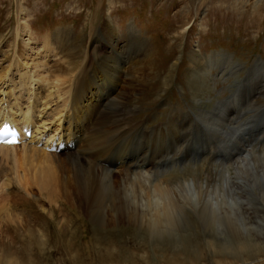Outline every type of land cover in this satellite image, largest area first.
Returning a JSON list of instances; mask_svg holds the SVG:
<instances>
[{
  "label": "rangeland",
  "instance_id": "1",
  "mask_svg": "<svg viewBox=\"0 0 264 264\" xmlns=\"http://www.w3.org/2000/svg\"><path fill=\"white\" fill-rule=\"evenodd\" d=\"M107 22L115 34L117 31L118 39L123 38L125 44L138 50L129 52L133 68L126 69L130 75H137L147 62L154 66V73L151 68L149 70L155 75L144 79L139 91L130 90L126 98L134 109V120L140 121L143 128H149V133L153 126L166 122L173 111L184 110L193 117L199 109L214 111L217 102L231 101L224 106V113L227 116L229 112L238 114L233 124L238 131L248 123L246 118L254 117L256 112L264 114V0H0V74H4L0 81V92L1 89L5 91L3 98L8 103L0 109L34 114L36 132L31 140L34 144L30 142L27 145L38 148L50 145L51 139L55 136L58 138L63 131L60 118L70 113L65 96L50 104L43 99L44 88L38 91L37 83L29 79L30 72L46 75L45 82L48 84V79L53 81L56 71L69 74L79 65L77 58L68 63L53 56L55 49L47 50L49 46L44 41H53V34L66 29L67 33L72 31L69 39L78 44L92 27L106 31ZM25 24L28 26L26 31ZM97 37L100 43L104 42ZM193 50H198L202 55L213 54L216 61L202 75L187 77L189 57ZM122 56L125 58L126 53L123 52ZM224 58H230L235 66L234 71L221 70ZM258 61H262L261 64L257 63V69L263 72L260 81L250 76L248 78L250 69ZM125 67H130L129 63H125ZM242 76L239 89L237 87L232 91ZM21 80H24L23 84ZM243 80L247 81L244 88ZM32 83H36V88ZM35 93L38 100L41 99L40 106L37 105ZM22 94L26 97H21ZM7 95H10L9 100ZM32 95L31 99L29 96ZM254 98L257 105L248 108L247 105L250 106ZM19 100L27 103L22 104ZM48 106L49 117L46 115ZM57 108L62 111L61 114L57 113ZM47 124H51V127H47ZM168 128H171V142H176L178 146L170 147L165 154L182 151L184 161L188 160L183 165L166 167L169 168L167 176L173 182L181 177L200 174L199 167L203 164L199 163L200 159L198 163L190 162L192 155L189 150L187 152V146L192 142L207 150L208 154L204 157L211 155L212 138L215 141L213 148L218 153L231 157L235 154L233 158L242 150L264 147L254 144L245 147L249 139L240 132L239 141L234 139L225 144L229 148H224L212 127L211 135L202 128H191L185 135L184 129L176 131L174 126ZM45 130L48 137L53 135L47 144L45 139L48 137L44 140L41 137ZM125 131L128 132L127 129L118 131L116 136L123 135L120 138L124 139L133 132L124 134ZM39 141H43L44 145L38 146ZM120 143L123 142L116 146L118 152L122 149L118 147ZM136 144L141 145L139 138H136ZM151 157L155 158V155ZM4 170L0 169V205L3 203L5 206L0 212V264H264V211L260 208L263 206H258L259 210L254 212L255 216L259 215L257 219L243 225L245 231H241L243 227L233 225L225 229L224 226L215 227L209 232L190 213L188 225L180 227L175 233L170 230L158 238L155 235L151 237L136 222H132V225L123 222L101 224L90 212L72 206L66 200H57L50 207L35 187L32 188L34 195H30L15 180L8 182L10 177ZM253 199H250L252 203L256 201ZM40 202H44V206L41 207ZM250 211H255V208ZM232 231L236 232L232 235Z\"/></svg>",
  "mask_w": 264,
  "mask_h": 264
},
{
  "label": "bare ground",
  "instance_id": "2",
  "mask_svg": "<svg viewBox=\"0 0 264 264\" xmlns=\"http://www.w3.org/2000/svg\"><path fill=\"white\" fill-rule=\"evenodd\" d=\"M106 25V31H99L100 28L97 30L92 27L89 34H84L78 44H74L73 39H69L72 31L67 33L66 29H60L53 34V41L50 42L48 39L44 41V44L48 43L47 50L55 49L53 56L60 57L68 63L76 58L79 60L78 68L74 72L68 71L69 74H67L63 71H56L53 81L48 79V84L45 82L46 75L40 76L38 72H30L29 74V79L32 82L35 81L39 86L38 91L40 88H44L43 99L49 104L54 100L59 101L64 96L66 97L70 113L60 118L63 123L62 138L64 141H68L70 138L75 139L72 148H67L65 152L56 154V152L50 153L54 151L48 152L49 150L44 148L46 145L42 143L43 141L40 142V145L37 144L38 146L44 145L40 148L36 145H27L30 142V144H34V141H31L35 131L34 114L29 111L0 109V122L7 119L18 129L22 126L31 128L29 138L26 141L22 142L21 139V143L17 144H0V160L3 163L0 165L2 167L0 169H5L4 173L10 177L7 181L15 180L14 182L30 195H34L32 188L35 187L39 195L47 200L46 202L50 207L57 200H66L72 206L81 207L85 212H90V215L101 224L123 222L132 225V222H136L140 224V228H145L151 237L155 235L162 238V235L168 234L170 230L172 233L180 230V227L190 223V213L197 217L209 232L212 231V228L219 226L220 228L224 226L223 229L233 225L243 227L246 222L257 219L259 215L255 216L254 214L259 210L258 206H263L260 208L264 211V147L256 150H254L255 148L242 150L236 153L235 158H233L235 156L233 154L232 157L214 160L207 156L204 157L208 154L207 152L203 158H198L193 162L189 160L192 163H198L200 159L199 163L203 164L199 167L200 174L198 176L181 177L174 182L171 177L167 176L166 171L169 168L162 170V168L156 169L155 166L154 168H152L153 166L148 167L147 162L152 160L161 162L160 159L164 161L168 156L173 157L174 154H165L170 147L178 146L176 142L170 140L171 128H168L169 126H174L176 131L184 129V135L193 128H195L194 130L202 128L210 134L212 127L217 132L216 137L220 138L224 144L222 146L229 148L225 144H229L234 139L239 141L238 128L235 127L234 129L233 125L238 114L229 112L227 116L224 113V106L231 101L217 102L214 111L199 109L198 114L193 115V117L184 110L173 111L167 117L166 122L150 127L152 132L149 133V128H143L140 121L134 120V109L127 103L126 98L128 99L130 90H140L141 82L148 77L150 78L155 72L154 66L147 62V65L144 64V70L142 68L139 70L136 67L139 70L137 75H130L128 70H132L133 63L129 52H136L137 49L128 46V43L125 44L122 41L123 38L118 39L116 37L117 31L115 30V34L113 29L109 27L110 23L107 22ZM27 28L28 26L25 24L24 31ZM96 36L102 38L104 42L100 43V39H96ZM100 46L101 50H99ZM140 50L142 51V49ZM123 52L126 53L125 58L122 56ZM121 56L122 59H120ZM224 59L220 67L221 70L230 69V71H234L235 66L233 67L230 58ZM215 61L213 54L202 55L198 50H193L189 57L186 76L202 75ZM125 63L127 65L129 63L130 67H125ZM24 67L26 69L25 65ZM150 68L153 73L149 70ZM257 68L256 63L250 69L248 78L250 76L260 81L263 72ZM25 69L22 70L25 71ZM3 75L0 74V81H2ZM23 81L21 80V84ZM36 83H32L33 86ZM69 89L70 93L67 96ZM9 96L7 95V100H9ZM36 96L38 102V94ZM21 97L26 96L22 94ZM29 97L31 98L33 95ZM159 97L161 96L159 95ZM3 99L5 100V98ZM5 102L7 101L5 100ZM21 103L25 104L27 101ZM251 105H257L255 98L250 106L247 105L248 108ZM3 106L1 102L0 108ZM46 111V115L49 117L50 106ZM59 111L60 109L57 108V113L61 114L62 111ZM118 122H123V124L118 126ZM44 123L42 122V124ZM46 126L50 128L51 124ZM46 126L44 129L47 130ZM123 129H127L129 133L133 131L127 138L134 136L135 144L136 138H139L140 146H146V148L140 149L136 159L130 161V164L137 168L117 169V165L112 167V163L107 160L112 157V149H115L116 158L120 156L122 149L118 152L116 146L119 143L117 140L123 139L120 138L123 135L116 136V133ZM128 132L125 131L124 134H128ZM41 137L43 140L47 138L48 132H42ZM52 137L53 135L45 139L46 144ZM19 138H26L22 130ZM28 140L29 142L25 143ZM211 141V154L218 153L213 148L214 139L212 138ZM130 142L124 141L122 145L129 143L130 147ZM194 145V142L186 145L187 152L189 150L191 155L193 154L192 147L189 148V146ZM85 152H93L95 159L83 155ZM152 154L155 155V158L151 157ZM164 154L165 157L163 158ZM184 157L185 154L183 153ZM205 159L209 162L207 166L204 165ZM102 161L107 162V164L99 163ZM186 161L188 160L183 162ZM118 162L121 161L118 160ZM218 162L219 164H217ZM144 163L146 165L142 168ZM251 198L256 201L252 203ZM39 205L44 206V202H40ZM4 208L2 203L0 212ZM251 208H255V211H250ZM244 227L241 231L246 230ZM213 231L216 230L213 229ZM235 232L230 233L233 235ZM238 233L242 234L240 231ZM248 233L252 235L251 232Z\"/></svg>",
  "mask_w": 264,
  "mask_h": 264
}]
</instances>
